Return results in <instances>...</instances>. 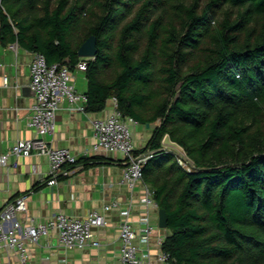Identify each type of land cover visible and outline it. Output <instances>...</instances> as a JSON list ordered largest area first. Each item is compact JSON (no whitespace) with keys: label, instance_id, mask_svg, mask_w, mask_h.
I'll use <instances>...</instances> for the list:
<instances>
[{"label":"trees","instance_id":"1","mask_svg":"<svg viewBox=\"0 0 264 264\" xmlns=\"http://www.w3.org/2000/svg\"><path fill=\"white\" fill-rule=\"evenodd\" d=\"M0 35L72 71L94 36L85 110L114 97L154 125L136 153L154 150L143 180L167 213L161 249L175 264H264V0H0Z\"/></svg>","mask_w":264,"mask_h":264},{"label":"crops","instance_id":"2","mask_svg":"<svg viewBox=\"0 0 264 264\" xmlns=\"http://www.w3.org/2000/svg\"><path fill=\"white\" fill-rule=\"evenodd\" d=\"M13 44L14 48H10ZM34 52L17 41L2 39L0 35V154L5 153L18 140L36 136L28 121L34 94L30 89V64ZM8 77L4 85L3 78ZM73 84L79 93H85L87 79L83 71L73 70ZM82 104V103H79ZM112 105L107 101L105 109L94 113L73 108L66 99L60 104L56 115V128L45 138L54 147L67 148L81 161L89 163L71 176L60 178L55 184L45 182L49 170L44 155L9 157L6 166L0 165V207L15 196L27 194V211L20 213L22 220L45 221L62 212L69 216L85 217L90 212L102 210L113 202L116 207L106 212L108 224L93 227L94 238L99 246L67 249L59 241L55 231L42 236L36 243L28 242L30 261L35 264H122L119 258V229L128 209L127 219L136 233L149 218L153 226L150 240L143 242L136 234L134 242L141 252L149 253L151 264H159L157 254L159 240L168 235L166 228L158 225V207L142 201L145 197L144 183L130 189L121 183L124 169L123 157L112 152H91L93 142L91 120L106 117ZM154 125L135 122L131 134L137 150L144 148L150 139ZM147 184V183H146ZM148 185V184H147ZM149 186V185H148ZM19 264L15 254L0 253V264Z\"/></svg>","mask_w":264,"mask_h":264},{"label":"built area","instance_id":"3","mask_svg":"<svg viewBox=\"0 0 264 264\" xmlns=\"http://www.w3.org/2000/svg\"><path fill=\"white\" fill-rule=\"evenodd\" d=\"M10 48H14V45L11 44ZM88 58L90 57H82L76 63L74 70L85 71ZM73 77V71L67 65L48 64L42 53L34 52L30 64L29 84L33 90L34 102L30 107L31 116L28 125L34 129L36 136L18 140L5 153L0 154V165L6 166L11 156H29L33 153L44 155L49 162L45 180L47 184H55L60 178L71 176L84 166L85 162L79 161L76 154L67 148L51 146L45 138L56 128V115L63 99H66L73 108L85 110L86 95L75 89ZM8 81V77L4 76V85H7ZM110 102L112 109L109 115L94 117L91 120L93 133L91 152L120 154L124 158L121 183H126L130 189L139 183H144L146 195L142 201L146 206L152 204L157 207L153 199V190L143 180V164L152 157L154 150L136 153L137 148L131 134V125L136 121L120 114L114 97L110 99ZM177 162L186 171L195 168V165L182 154ZM116 206V202L104 205L101 211H92L85 217H74L58 212L45 221L22 220L19 214L27 211V194H19L0 207V253L6 251L8 254H15L19 264H35L30 261L28 242L36 243L42 236L49 235L51 231L56 232L59 243L67 249H82L88 245L99 246V241L94 238L93 227L107 225L108 220L105 214ZM122 213L125 218L119 229L120 261L122 264H151L149 253L141 252L134 242L136 234L143 242L150 240L153 226L148 216L143 220L144 226L136 233L127 219L129 210L126 209ZM162 242V239L159 240L158 263L175 264L170 254L161 249Z\"/></svg>","mask_w":264,"mask_h":264},{"label":"water","instance_id":"4","mask_svg":"<svg viewBox=\"0 0 264 264\" xmlns=\"http://www.w3.org/2000/svg\"><path fill=\"white\" fill-rule=\"evenodd\" d=\"M95 53L96 39L94 36L91 35L79 46L78 55L80 57H93ZM161 143L164 147L174 149L180 154L186 156L184 149L177 142L171 140L169 134H165L163 136ZM158 225L160 228H166L167 226V213L163 208L158 209Z\"/></svg>","mask_w":264,"mask_h":264},{"label":"rangeland","instance_id":"5","mask_svg":"<svg viewBox=\"0 0 264 264\" xmlns=\"http://www.w3.org/2000/svg\"><path fill=\"white\" fill-rule=\"evenodd\" d=\"M165 148H166V150H169L170 152H172L175 155L176 160H178L180 158V153L179 152H177L176 150L171 149L169 147H165Z\"/></svg>","mask_w":264,"mask_h":264}]
</instances>
